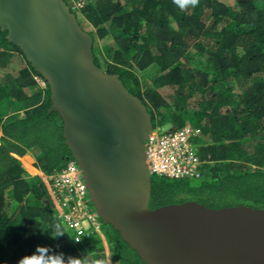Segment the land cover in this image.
I'll use <instances>...</instances> for the list:
<instances>
[{
  "label": "trees",
  "instance_id": "trees-1",
  "mask_svg": "<svg viewBox=\"0 0 264 264\" xmlns=\"http://www.w3.org/2000/svg\"><path fill=\"white\" fill-rule=\"evenodd\" d=\"M64 1L84 2L74 12L91 27L96 65L120 76L154 126L202 130L201 178L153 176L151 208L264 209V0ZM7 35L0 28V264H145L111 225L76 241L60 220L47 177L74 160L64 122ZM152 67L149 83L140 75Z\"/></svg>",
  "mask_w": 264,
  "mask_h": 264
},
{
  "label": "water",
  "instance_id": "water-1",
  "mask_svg": "<svg viewBox=\"0 0 264 264\" xmlns=\"http://www.w3.org/2000/svg\"><path fill=\"white\" fill-rule=\"evenodd\" d=\"M0 28L46 80L93 206L145 264H264V209L196 201L151 208L142 100L95 63L94 39L64 0H0Z\"/></svg>",
  "mask_w": 264,
  "mask_h": 264
},
{
  "label": "built area",
  "instance_id": "built-area-1",
  "mask_svg": "<svg viewBox=\"0 0 264 264\" xmlns=\"http://www.w3.org/2000/svg\"><path fill=\"white\" fill-rule=\"evenodd\" d=\"M39 85L45 82L35 77ZM202 130L190 124L171 130L157 126L146 142V162L150 175L169 180L201 178L202 161L196 141ZM59 218L76 241L101 232V224L89 198L83 173L75 161L59 173L47 177Z\"/></svg>",
  "mask_w": 264,
  "mask_h": 264
},
{
  "label": "clouds",
  "instance_id": "clouds-1",
  "mask_svg": "<svg viewBox=\"0 0 264 264\" xmlns=\"http://www.w3.org/2000/svg\"><path fill=\"white\" fill-rule=\"evenodd\" d=\"M176 2L177 3H179L180 5H181V7H183L185 4H187V3H191V5L193 6V7H195L196 5H197V3H198V0H176ZM83 3L84 2H78V3H74L75 5H69L70 6V8H71V10L74 12L75 10L74 9H76V8H80L82 5H83ZM75 13V12H74ZM76 14V13H75ZM82 26V25H81ZM83 28V27H82ZM85 31H86V29H84ZM88 32V31H87ZM89 33V32H88ZM45 88V87H44ZM154 127H157V126H154ZM162 127V126H161ZM73 161H75V159L73 160ZM76 162V161H75ZM77 163V162H76ZM78 165V164H77ZM80 168V167H79ZM82 171V170H81ZM83 173V172H82ZM84 178V177H83ZM85 181V180H84ZM48 183H49V186H50V189H51V193H52V188H51V185H50V182L48 181ZM86 184V183H85ZM87 186V185H86ZM88 188V187H87ZM88 192H89V190H88ZM52 197H53V195H52ZM89 198H90V196H89ZM54 199V198H53ZM90 200H91V198H90ZM54 203H55V200H54ZM91 204H92V207H93V209H94V211L96 212V210H95V208H94V206H93V203H92V201H91ZM55 207H56V203H55ZM57 210V209H56ZM96 214H97V212H96ZM59 216V215H58ZM97 216H98V214H97ZM98 219H99V222H100V224H101V228H102V224H104L103 223V221L100 219V217L98 216ZM61 220V219H60ZM55 228H56V231L58 232V236H61V235H63V232L62 231H60V226L59 225H56L55 226ZM70 232V231H69ZM97 233V232H96ZM71 234L73 235V233L71 232ZM98 235H100L102 238H104V234H103V232H102V229H101V232H98L97 233ZM93 235H95V233L94 234H92L91 236H93ZM90 236V237H91ZM73 237H74V239H75V236L73 235ZM106 244V248H107V250H108V253H110V250H109V248H108V244L107 243H105ZM19 264H40V260H39V258H37L36 256H34V255H32V256H26V257H24L23 259H21L20 261H19ZM57 264H59V262H57ZM97 264H99V262H97Z\"/></svg>",
  "mask_w": 264,
  "mask_h": 264
},
{
  "label": "rangeland",
  "instance_id": "rangeland-1",
  "mask_svg": "<svg viewBox=\"0 0 264 264\" xmlns=\"http://www.w3.org/2000/svg\"><path fill=\"white\" fill-rule=\"evenodd\" d=\"M72 3L74 4L75 3V1L73 2L72 1ZM84 25L82 26L83 27V29H86V31H90L91 30V27L88 25V24H86V23H83ZM18 59V58H17ZM15 60V62H17L18 60ZM21 61H23V60H21ZM19 62V61H18ZM13 69V68H12ZM11 69V70H12ZM156 72H157V69L155 68V67H152V68H150L148 71H146V72H144V73H141V78L142 79H147V81L149 82V83H151L152 81H153V79L155 78V76H156ZM170 93V90H167V91H164V94H169ZM155 125H156V123H155ZM164 129L165 130H168V129H170V127L169 126H165L164 127ZM113 264V263H112Z\"/></svg>",
  "mask_w": 264,
  "mask_h": 264
}]
</instances>
